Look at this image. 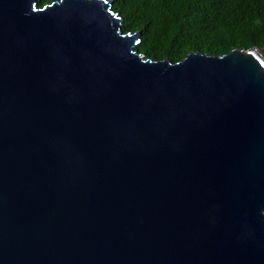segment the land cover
<instances>
[{
	"label": "water",
	"instance_id": "obj_1",
	"mask_svg": "<svg viewBox=\"0 0 264 264\" xmlns=\"http://www.w3.org/2000/svg\"><path fill=\"white\" fill-rule=\"evenodd\" d=\"M40 1L0 0V264H264V47L156 60Z\"/></svg>",
	"mask_w": 264,
	"mask_h": 264
},
{
	"label": "trees",
	"instance_id": "obj_2",
	"mask_svg": "<svg viewBox=\"0 0 264 264\" xmlns=\"http://www.w3.org/2000/svg\"><path fill=\"white\" fill-rule=\"evenodd\" d=\"M112 7L124 32L141 31L136 50L156 60L264 46V0H114Z\"/></svg>",
	"mask_w": 264,
	"mask_h": 264
},
{
	"label": "clouds",
	"instance_id": "obj_3",
	"mask_svg": "<svg viewBox=\"0 0 264 264\" xmlns=\"http://www.w3.org/2000/svg\"><path fill=\"white\" fill-rule=\"evenodd\" d=\"M52 1H54V0H52ZM114 1V0H113ZM41 2V1H40ZM39 2V4L40 5H42L41 3ZM51 2V1H50ZM45 4V3H44ZM112 6H113V3H112ZM112 10L114 11V9H113V7H112ZM114 12H116V11H114ZM116 14L118 15V17H120V15L116 12ZM121 18V17H120ZM121 23H122V18H121ZM122 31H123V24H122ZM128 32H131V33H134V32H136V31H127V32H124L123 31V33L124 34H126V33H128ZM141 32V31H140ZM140 40H141V36H140ZM140 43V41L137 43V44H139ZM136 44V45H137ZM136 45H135V47H136ZM253 47H264V46H253ZM250 48H252V47H250ZM234 49H236V48H234ZM135 50H136V48H135ZM233 50V49H232ZM137 51V50H136ZM231 51V50H230ZM230 51H228V52H230ZM191 52H201V51H191ZM228 52H226V53H228ZM140 53V52H139ZM190 53V52H189ZM202 53H207V52H202ZM144 54V53H143ZM208 54H211V53H208ZM222 54H225V53H222ZM211 55H221V54H211ZM151 58V57H150Z\"/></svg>",
	"mask_w": 264,
	"mask_h": 264
}]
</instances>
